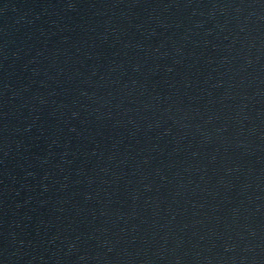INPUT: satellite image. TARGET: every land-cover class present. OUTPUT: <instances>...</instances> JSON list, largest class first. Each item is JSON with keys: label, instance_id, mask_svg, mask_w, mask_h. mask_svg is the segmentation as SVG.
Listing matches in <instances>:
<instances>
[{"label": "water", "instance_id": "1", "mask_svg": "<svg viewBox=\"0 0 264 264\" xmlns=\"http://www.w3.org/2000/svg\"><path fill=\"white\" fill-rule=\"evenodd\" d=\"M0 264H264V0H0Z\"/></svg>", "mask_w": 264, "mask_h": 264}]
</instances>
